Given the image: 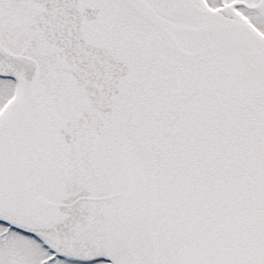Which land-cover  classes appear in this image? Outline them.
<instances>
[{
    "label": "snow or ice",
    "instance_id": "6c2138e0",
    "mask_svg": "<svg viewBox=\"0 0 264 264\" xmlns=\"http://www.w3.org/2000/svg\"><path fill=\"white\" fill-rule=\"evenodd\" d=\"M0 264H264V0H0Z\"/></svg>",
    "mask_w": 264,
    "mask_h": 264
}]
</instances>
